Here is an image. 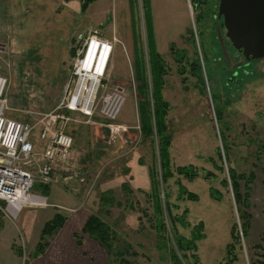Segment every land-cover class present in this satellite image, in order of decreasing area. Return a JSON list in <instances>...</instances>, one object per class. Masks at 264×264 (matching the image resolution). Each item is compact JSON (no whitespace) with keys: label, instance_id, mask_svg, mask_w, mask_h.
Masks as SVG:
<instances>
[{"label":"rangeland","instance_id":"374dc122","mask_svg":"<svg viewBox=\"0 0 264 264\" xmlns=\"http://www.w3.org/2000/svg\"><path fill=\"white\" fill-rule=\"evenodd\" d=\"M218 2H150L154 41L166 64L162 96L169 104V166L163 182L158 138H145L139 125L136 65L141 54L145 77L150 79L149 39L144 24L147 13L142 0H95L84 13L78 0L17 1L13 10L41 13L42 18L36 15L31 21L21 20L25 24L22 28H18L17 20H12L9 26L0 66L8 80L5 116L10 119L32 121L33 113L53 109L67 92H73V73L79 74L75 62L82 56L85 39H90L94 30L100 32V40L111 46L91 115L79 111L72 115L74 121L68 132L73 145L68 162L53 175L47 193L41 192L38 182L34 184L32 192L44 201L24 206L13 220L27 224L28 236L33 233L35 237L31 243L24 234V264L31 261L30 252L40 228L56 212L67 221L64 245L72 244L79 253L86 250L89 255L97 251L99 264L116 257L123 260L122 264H188L180 257L184 253L189 263L195 254L199 264H224L231 258L227 254L232 242L231 227L237 224L239 233V214L245 213L250 227L235 247L233 264L257 263L253 247L264 235V56L235 69L243 58L226 38L222 18L216 19ZM171 42L189 57L202 55L199 61L202 74L208 79L206 88L202 89L199 77L196 79L189 72L185 73L188 85L182 86L176 70L181 64L173 59ZM226 59L229 69H225ZM194 81L198 88L193 86ZM117 98L119 111L114 118L108 117L103 107L107 100ZM189 165L198 174L193 179L178 172V166ZM228 170L254 175L252 182L239 181L241 195L246 192L244 185L248 186L245 203L235 201L230 185H223L224 179L229 181ZM182 186L196 199L181 193ZM211 189L219 194L217 198ZM169 212L179 217L181 221L174 223L177 234L187 239L200 225L202 236L195 242L196 251L176 249ZM90 216L112 233L109 251L87 234H81L82 225ZM6 221L11 218L0 202L2 228ZM73 233L85 239L82 247L74 245Z\"/></svg>","mask_w":264,"mask_h":264},{"label":"trees","instance_id":"16d2710c","mask_svg":"<svg viewBox=\"0 0 264 264\" xmlns=\"http://www.w3.org/2000/svg\"><path fill=\"white\" fill-rule=\"evenodd\" d=\"M80 2V11L82 13L86 12L89 5L94 2L95 0H78ZM204 4L205 2H201ZM143 9L145 7L147 18L145 24V32L146 36H148L149 43L147 44L148 48V65H149V71H150V79L147 80L144 73V64H143V54H141V61L137 63L136 65V82H137V91H138V112H139V125H140V132L145 138H149L152 135H155L156 138H158V155L160 158V164L162 169V180L163 182L166 179L167 176V169L169 166V153H168V147L170 144V133L168 132L167 128V121H166V115L169 109V104L167 101L164 100L162 96V88L165 84V75H166V64L164 62V59L162 58V55L157 51L156 44L154 41V28L153 23L151 22V16H149L150 13V1L149 0H142ZM145 19V18H144ZM173 54V59L177 64L176 70L177 73L180 76V82L183 87H187L188 85V77L185 73L189 72L194 78H198V82L202 86V89L204 87L206 88V80L207 77L204 78L202 74V66L199 61V57L202 61V55H200L197 58V55L195 57H189L187 55V52L184 50H180L176 48L173 44L170 45ZM194 50V49H193ZM196 50H194L195 52ZM73 51H71L72 53ZM196 54V52H195ZM202 54V53H201ZM190 58V60H188ZM186 63L188 66V69L186 68ZM165 65V68H164ZM193 86L199 87L197 82H192ZM152 101L151 109L149 108L150 100ZM152 111V112H151ZM178 172L179 174L183 175L187 179H193L198 174L193 166H178ZM220 170H223L222 167H218ZM151 175V173H150ZM228 178L229 181L226 179L223 180V185L228 186L230 185L231 191L233 194V197L236 201L238 199L240 202H246L247 192H248V186L244 185V190L246 191L243 195H241L239 191V181H245L246 183L252 182L254 179V175L252 173H249L248 176L243 174H237L233 170H228ZM39 187L42 188L41 192L47 193L49 190V185H42L39 184ZM153 195H157L155 188L153 187ZM180 191L183 194H186L187 198L195 200L196 195L187 191L183 186L180 187ZM212 195L214 197H218L219 194H217L213 189H211ZM42 193V194H43ZM45 195V194H43ZM160 202V201H159ZM3 203V202H2ZM4 204V203H3ZM237 204V202H236ZM158 210L159 204H157ZM187 210H184L186 212ZM170 215V212L167 215L168 220H170V228L172 234L174 233L176 235V240H174L176 244V249L178 251H187L192 250L196 251V245L195 242L202 236L200 225H196L194 227L195 232L192 234L190 239H187L183 236H180L177 234L175 222L181 221L179 217L175 218ZM249 216L245 213L239 214V230L238 233V227L237 224H233L230 230L231 240L232 242L227 246V254L231 256L230 259H228L227 262L224 264H233V261L235 259V247L237 244L240 243V239L245 238L248 234L250 223H249ZM66 222V218L63 216L62 213L56 212L54 216L46 221L42 227L39 230L38 239L35 244V247L33 248L30 256L31 258H37L40 255H43L45 253V250L49 247L50 242L53 240L55 235L61 230V228L64 226ZM2 224L0 223V229L2 228ZM186 225V224H182ZM82 234H87L89 237H91L94 241H97L100 246H103L109 251L108 243L111 241L112 233L110 230L104 226V224L99 220H97L96 217H88L87 220L84 222L82 228H81ZM173 234V235H174ZM76 238V242L78 244H81L80 242V236L74 235ZM253 249L257 252V263L256 264H264V235H262L257 243L254 244ZM17 250V249H16ZM19 252V250H18ZM116 255L119 253L115 252ZM181 259L187 261L188 264H199L198 258L195 254H192L193 262L189 263L186 254H181ZM123 260L117 259L112 260V258L107 262V264H122Z\"/></svg>","mask_w":264,"mask_h":264},{"label":"built area","instance_id":"2783aa9c","mask_svg":"<svg viewBox=\"0 0 264 264\" xmlns=\"http://www.w3.org/2000/svg\"><path fill=\"white\" fill-rule=\"evenodd\" d=\"M99 34L94 30L92 37L85 39V49L76 60V67H79L93 41L103 42L98 38ZM105 70L99 76H92L95 82L91 77H80V73L75 71L73 92H67L53 109L33 113L32 121H17L5 116L7 78L0 74V202L5 204L6 215L11 220L24 206L42 203L43 197L32 192L34 184L49 185L53 175L68 162L73 145L72 135L68 132L70 123L74 121L72 115L76 111L91 115L93 103L87 107L85 99H95ZM75 95H80L78 102ZM119 108L118 98L107 100L103 113L114 118ZM35 131L37 137H34ZM20 245L23 247V242ZM24 261L22 258V264Z\"/></svg>","mask_w":264,"mask_h":264},{"label":"crops","instance_id":"0c3cea01","mask_svg":"<svg viewBox=\"0 0 264 264\" xmlns=\"http://www.w3.org/2000/svg\"><path fill=\"white\" fill-rule=\"evenodd\" d=\"M17 1L19 4H21V0H0V56L4 54L7 47V33L10 29L9 26H11V21L17 20L18 21V28H22L25 26L24 23L21 24V20L31 21L36 19V15L38 18H42V14H25L21 13V10H13L15 6H17ZM154 0H150L152 3ZM11 2L15 5L12 6ZM152 7V4H151ZM12 39V36H11ZM173 42V41H172ZM171 44H174L172 43ZM15 43V41H14ZM170 44V45H171ZM157 45V44H156ZM113 49V47H112ZM157 46V51H158ZM160 53V51H158ZM0 74L4 75L5 72L3 68L0 66ZM5 76V75H4ZM6 77V76H5ZM7 78V77H6ZM8 81V80H7ZM21 213V212H20ZM19 213V214H20ZM65 222L64 226L61 228V230L55 235L53 240L50 242L49 247L45 250V253L43 255L38 256L37 258H31V261L28 264H99L96 263V254L97 251L93 252L92 255H89L88 251L82 250L81 253L76 251L75 247L64 245V229L66 227ZM83 226V225H82ZM27 224L21 225L17 222L13 221H6L4 223L3 228L0 230V264H22V255H21V242H24V234L26 240H31V243H33L35 237L32 233L31 237L28 236L27 231ZM76 233V232H75ZM75 233L72 234L75 235ZM39 234V233H38ZM78 236L81 238V234L77 233ZM76 234V235H77ZM33 239V240H32ZM38 239V236H37ZM85 239H80L81 244H78L76 240L74 241V245L76 244L77 247H82ZM37 242V240H36ZM35 242V244H36ZM68 242V241H67ZM66 242V243H67ZM90 242V241H89ZM257 243V242H256ZM35 244L33 248L35 247ZM17 249V250H16ZM19 250V252H18ZM33 250V249H32ZM31 250V252H32ZM30 252V253H31ZM89 258L86 260V258ZM83 260H86L85 262ZM107 264V260L105 263Z\"/></svg>","mask_w":264,"mask_h":264},{"label":"water","instance_id":"95a60500","mask_svg":"<svg viewBox=\"0 0 264 264\" xmlns=\"http://www.w3.org/2000/svg\"><path fill=\"white\" fill-rule=\"evenodd\" d=\"M217 17L245 58L264 56V0H219Z\"/></svg>","mask_w":264,"mask_h":264},{"label":"bare ground","instance_id":"6f19581e","mask_svg":"<svg viewBox=\"0 0 264 264\" xmlns=\"http://www.w3.org/2000/svg\"><path fill=\"white\" fill-rule=\"evenodd\" d=\"M110 54H111V46L109 43L106 42L96 43L93 41L92 44L89 46L88 51L84 56V59L79 63V73L81 74V76L85 78L86 76L91 77V79H93L95 82V79L92 76H94V74L99 76L104 71V69L107 66L108 60L110 58ZM94 82L91 83V86L94 84ZM79 97L80 95H75V99H77V102L79 101ZM93 102H94V98L92 97L85 99V103L87 107H90Z\"/></svg>","mask_w":264,"mask_h":264},{"label":"flooded vegetation","instance_id":"af4514ba","mask_svg":"<svg viewBox=\"0 0 264 264\" xmlns=\"http://www.w3.org/2000/svg\"><path fill=\"white\" fill-rule=\"evenodd\" d=\"M217 4H219V2L217 3ZM218 17H216V19H217ZM221 27H223V21H222V24H221ZM226 31V30H225ZM233 46V45H232ZM234 49H235V52H236V54H239L242 58H243V60H239V61H237V66H235V69H239V68H242V67H244L246 64H247V62L250 60V58H245V56L243 55V53H242V51L241 50H238V49H236L235 47H234ZM234 57H235V55H233ZM226 58H227V56H226ZM225 63H226V66H225V69H229L230 68V65H229V62L227 61V59L225 60ZM235 74L237 73V71H235L234 72ZM229 78V77H228ZM231 78V77H230Z\"/></svg>","mask_w":264,"mask_h":264}]
</instances>
